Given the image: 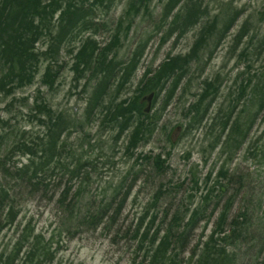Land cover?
Returning a JSON list of instances; mask_svg holds the SVG:
<instances>
[{
	"label": "rangeland",
	"instance_id": "374dc122",
	"mask_svg": "<svg viewBox=\"0 0 264 264\" xmlns=\"http://www.w3.org/2000/svg\"><path fill=\"white\" fill-rule=\"evenodd\" d=\"M172 1L149 0L150 10L152 11L150 20L139 18L135 28H132L126 37L127 40L125 42L120 40L119 45L114 50L116 63H125L129 60V56L131 58V44L148 39L144 56L135 71L136 82L140 79L146 65L152 63L154 67L169 50L178 54L188 52L194 41L199 40L201 37L204 39L200 41V44H204L203 46L208 45L207 47L213 51L212 57H214L208 63H204L202 66L198 65L199 62L189 64L187 77L177 86V92L173 94L171 102L169 101L170 104L168 103L169 105L161 112L159 126H165L166 132H170L171 142L164 141L165 136L161 134V129L156 143L150 142L149 145L139 150L141 151L139 153L145 156L150 155V158L162 153L161 158H166V162L163 164L162 170L156 168L154 164L149 165L147 162H145V165L139 163L138 166L134 167V173L136 174L128 176L126 189L124 190V192H128V200L118 221H116V218L112 221L109 216H106L97 229L95 227H91V229L80 228L79 232L76 230L75 224L69 226L66 223L60 224L59 230H64V232L59 233L57 229H54V225L56 223L55 219L61 215V208L57 207L56 204L60 194L68 188L66 195L74 196L75 194V199L82 195L80 192L85 191L86 197L84 200L99 201L101 198L107 200L109 196L107 200L109 201L114 196L113 190L109 188L110 184L122 179L125 176V171L129 170L134 159L138 157V155H133L130 158L128 155H123L127 151L125 148L127 143L125 140L126 130L121 133L122 138L114 142L115 138L118 137V129H115V131L109 130L112 129L110 125L105 122L101 124L100 121L96 120L99 119V116L104 115L103 110L93 113L91 117L92 129L87 130L89 133L87 137L100 138L101 136L105 140L104 146L97 144L96 147H81V142L76 141V133L69 130L71 133L65 134V136L67 137L66 141L69 139L72 148L68 149L69 146H65L63 152L60 151L62 153L58 152L62 157L59 159L63 162L62 165L70 166V163L74 165L75 161L80 159V162L87 166H84L82 172L80 170V173L71 178L64 175L66 172L63 169L48 170L45 174L46 181L43 183V187H38V189L24 188L22 197L25 198V201L20 200L24 206L22 214L19 216L20 219L21 216L31 217L38 230H43L44 237L52 239L53 243L50 250L55 255V259L53 262H46L45 264H145L144 258L150 246L147 240L144 242V246L137 250L141 232L137 238H134V231L139 222L138 220L144 217L141 226L144 229L147 222L155 217V224L150 231H153L157 225L162 223L166 210H168L166 202L160 200L156 206H150L149 202L157 189L163 191L171 189L174 192L173 194L179 200L183 199V201H187L185 197H193L198 188V192L204 189L202 183L204 175L210 171L216 172L221 159L223 160L226 156H219L220 146L212 150L211 148L215 138L220 135V132L223 133L220 128L221 121L230 113L232 107L231 121L240 116L244 122V127H246L245 121L250 122V133H248L246 142L236 153L233 152V163L231 166L229 165L230 172L234 168H239L240 171L243 170L254 175L264 173V163L260 162L259 157L246 163L242 161L250 143L264 130V109L253 114L255 108L247 103L249 93L256 91V85L259 88L264 87L262 82L257 83L254 79L257 72L259 73L264 67V50H260L262 53L259 56L258 48L264 34V0H202L204 7L197 8L196 11L203 14V17L195 24H192L187 14H185L188 9L183 6L187 0L174 1H181L180 5ZM120 9V6H116L107 12L105 17H108L107 20L110 23L116 25L115 21L121 15ZM177 13L179 18L173 24L172 21ZM212 17H215L220 25H224L230 18H234V27L228 33L227 31L222 33L216 29L209 30L206 28L210 24H207V20ZM160 21L164 25H161ZM156 25L164 26L165 29L172 27L171 33L174 37L165 43L162 42L160 40L162 35L155 31ZM104 38L105 36L101 37L102 41ZM174 38H177L176 41ZM247 43L251 46L250 55L242 51L247 47ZM71 44V47H73L78 46L79 43L76 41ZM97 44L99 48L104 47V44L102 45L99 42ZM206 53L202 56L205 57ZM74 54L63 51L57 56L55 55L60 68L61 63L69 61ZM200 67L204 68V73L198 80L194 73L197 72L198 68L200 70ZM86 77H89V74ZM203 78L216 81V85L222 83L223 88L220 89L218 96L210 105L206 106L208 100L202 103L201 108L196 113L197 116L201 115V118L194 123L192 120L194 113L189 114L187 111L190 105L196 102L198 93L200 94L203 86H205L202 81L200 83ZM233 78L236 79V87H232ZM92 82L93 85L97 83L96 81ZM40 84L41 79L37 75L31 86L17 93V97H33L34 90L41 87ZM84 84L86 85L85 82H81L79 87L74 90L70 89V75L67 71H64L62 78L57 81L56 90L49 93L50 101L48 102L56 111H60L64 106H67L66 109L73 113L72 119L86 121L89 117L85 115L82 101L88 99L90 94H86V96L81 94V91H83L82 85ZM240 88L244 89L241 91ZM125 89H127L126 93L129 90V96L133 95L134 86L131 88L130 84H127ZM237 89L239 90L237 100L232 102L236 98L235 92ZM166 91H162L160 99L155 105V110L160 107L166 96ZM9 101L10 99L0 97V117L9 119L11 117L12 120L10 121L13 125L14 122L25 124L24 120L29 117L28 110H23V114L11 112L9 114L5 112V106L8 105ZM31 101L32 99L30 103ZM202 110H204V113ZM31 132L38 135L40 131L35 126ZM14 140V143H17L21 139L15 136ZM26 145L31 147L32 150L34 149V155H38L36 157L43 155L39 152V150L43 151L42 146H35V141H28ZM259 145H261V142ZM68 151L72 154L67 153ZM98 154L101 155V158L96 160L97 163H92ZM9 156L10 165L20 166L26 163L25 157L27 156H23L20 152L9 151ZM78 156L79 158H74ZM6 168L14 170L9 166ZM85 173H89V179L87 180L84 179ZM196 178H199L197 186L193 182ZM181 184L184 186L179 187ZM174 186H177V188L174 189ZM117 198L119 199V196ZM105 202L100 201L96 205L100 204L99 206L102 207ZM116 205L117 202L113 204V207H116ZM168 212L166 217H170L173 210ZM13 232L14 228L10 230L7 227L0 234V264L6 263V258L12 259V264L21 262H13L12 255L14 256V254L10 253L14 244ZM151 234H148V237Z\"/></svg>",
	"mask_w": 264,
	"mask_h": 264
},
{
	"label": "bare ground",
	"instance_id": "6f19581e",
	"mask_svg": "<svg viewBox=\"0 0 264 264\" xmlns=\"http://www.w3.org/2000/svg\"><path fill=\"white\" fill-rule=\"evenodd\" d=\"M13 1L14 0H0V42H2L1 45H4V43L12 37L18 39L19 44H21V46L24 47L28 54L31 56L28 63H33L34 65V68L31 69V73H28L32 79L30 83L32 84L33 80L38 75V77L41 79V87H37L36 90H34V95L31 98L23 96L17 97V93L21 92L24 88L31 86V84L27 82H18L10 88H5V86L0 88V97H2L3 99H10L8 105L5 106V112L9 114L10 112L23 114V110H28L29 112V117L24 120L25 124L14 122L13 125L10 121L12 120L11 117L10 119L0 117V161L5 166V169L7 166L14 170L20 169L23 165L28 163L30 157L34 156H30L27 153V148L32 153L34 150L26 145L28 141H35V146L37 147H41L48 141H55L56 146L58 147V149H60L59 151H62L65 146H69L68 149H71L72 145L71 143H69V139H67L66 141L67 137L65 136V134H69L71 132L76 133V141L79 143L81 142V147H96L97 144H101L100 146H104L105 140L102 139L101 136L100 138L87 137L89 135L87 130L92 129L91 127L93 125L91 123V117L93 116V113L98 112V110H103V112H105L104 115L99 116V119L96 120L100 121L101 124L105 122L110 125V128L112 129L109 130L115 131V129H118V124H114L112 121H110L108 115L112 117L113 113H115L116 111L117 106H120V104H129L132 96L128 95L129 90L127 93L125 92L127 91L125 87L127 86V84H130L131 88L134 86V90L132 92L133 99L140 110L138 112L136 108L128 109L129 107L126 110V114L128 117L127 119L129 121L125 124V140L127 141L125 148L127 151H125L126 153H123V155H128L130 158L133 157V155H138V157L134 159L133 164L129 168V170L125 171V176L122 177V179L118 180L116 183L110 184L109 188L114 191V196L112 199L110 198L109 201H107L109 199V196L107 200L105 198H101L99 201H93L90 199L81 200L80 198L75 199V194L74 196L66 195V191L68 190L67 188L64 194H61L56 201L57 207L64 208H61L60 217H57L55 219L56 223L54 225V229H57L59 233H63L64 230H59V228L60 224L63 225L65 223L68 226L75 224V226L77 227L76 230L78 232L80 228L91 229V227H95V229H97L98 226L102 223L103 218L106 216L113 217V220L114 218H116V221H118L120 215L124 211V207L128 200V192H124V190L126 189L128 176H134L136 174L134 173V167L138 166L139 163L141 165H145V162H147L150 165L154 162L149 158L150 155L145 156L144 154L139 153L141 152L139 150L144 146L149 145L150 142H152L153 144L156 143L158 134L159 132H161V129V134L165 136L164 141H166L168 138L170 139V132H166V127L162 125L159 126V123L161 121V112H163V109H165L166 106L170 104L169 101L173 98V94L177 92V86L180 85L182 80L187 77L189 72V64L191 65L194 62H199L198 65L200 64V66H202L204 65V63H208L214 57H212L213 51L210 50L209 47H207L208 45L203 46L204 44H200V41L204 39L201 37L199 38V40L194 41L188 52L178 54L173 53L169 50L164 54L158 64H156L154 67L152 63H149L148 66L146 65L140 79L138 80V82H136L135 71L137 70L138 65H140L139 63L144 56L148 39L138 41L137 43L133 42L130 46L131 58L129 56L128 60L130 62L128 64V61L125 63H118L117 68H115V71L113 73L112 83H109L106 87H104L103 90H99L98 84L96 83L95 85H93L92 81L97 82V78H100L102 74H99V71L95 70L96 67H98V65L101 63L100 59L105 57L104 52H106V61L112 62V64L116 63V53H114V50L119 45V41L121 40L125 42L127 40L126 37L132 30V28H135L136 22H138L139 18H148V21L150 20L152 11L150 10L149 0H37L38 4H36L35 7L39 10V12H37V14H34L33 16H29L28 18L27 12L30 11V6L25 5V8H23L25 10L21 14L20 20L18 15H12V12L18 10L19 6L17 5V2ZM174 1L178 0H173L172 2ZM180 2L181 1L174 3L180 5ZM116 6L121 7V15L115 21V25L114 23H110V21L107 20L108 17L105 16L107 12H109ZM183 7L188 9H185V14H187V17L189 18V21L192 22V24L197 23L199 19L203 17V14L197 13L196 11L197 8L204 7V3L202 2V0H187L186 4ZM204 11L206 13V8L204 9ZM103 14L104 16H102ZM178 18L179 15L177 13L172 23L175 24ZM207 21V24L210 23L206 26V28H208L209 30L216 29L217 31H220L222 33H224V31H227L228 33V31H230L234 27L235 20L234 18H230L224 25H220V22H218L215 17H212ZM160 22L161 25H164L162 21ZM161 25H156L155 31L156 33L162 35L160 40L165 43L174 36L171 33L172 27H168L167 29H165L164 26ZM102 36H105L103 41L101 39ZM59 37H62V40L56 45L55 39ZM176 39L177 38H174L175 41ZM263 39L264 34L261 39L262 42L258 47L259 52L261 49L262 51L264 50ZM76 41H78L79 43L78 46L75 45L71 47V43ZM98 42L102 45L104 44V47L99 48L97 44ZM81 49H84L85 54L88 53L91 55V59L88 60L89 63L91 61V65L88 71L86 70L80 74L79 70L84 69L85 67L81 65V63L83 62L80 61L78 63L75 55ZM63 51L71 52V54H74L75 52V54L72 58H70L69 61L62 62L60 68V65H58L57 63L56 56ZM242 51L245 54L250 55V44L247 43V47H245V49H243ZM262 51L259 53V56ZM204 53L207 54L205 55V57L202 56V54ZM125 64L128 65L129 70L128 72H126L129 74L124 72V69L121 68V66H124ZM166 65H168V68L173 69L174 72H167L166 76L170 77L165 80V82H162L164 80V69L165 67H167ZM4 66L5 63H2V61H0V76H2L1 72H3ZM65 66L67 68H64ZM200 68V70L198 68L197 72L194 73V76L198 80L202 77V73H204V68ZM64 71H67L70 75V89L72 88L74 90L76 87H79V85H81V82L86 83V85H82L83 91H81V94L83 96H86V94H90V96H88V99H83L82 101V107L85 108V115L89 117L86 121L72 119L73 113L66 109L67 106H64L60 111H56L52 108L50 102H48L50 101L49 93H52L56 90L57 81L62 78ZM87 74H89V77H86ZM125 74L127 76L124 78ZM254 79L257 83L262 82L264 84V67L260 70L259 73L257 72ZM140 80L142 81L140 82ZM201 81L203 84H205V86H203L201 93H198V99H196V102L192 103L189 107V110L187 111L189 112V114L194 113L192 117L194 123L199 121V119L201 118V115L197 116L196 113L201 108L202 103L208 100L206 106L210 105L211 102L218 96V92L220 91V89L223 88L222 83L220 85H216V81L209 80V78L201 79L200 83ZM231 84L232 87H236L235 78H233ZM206 85L211 86L206 87ZM243 89L244 88H242L241 91ZM163 90H167L166 96L162 100V103L158 110H155V105L158 103ZM97 92L99 93L100 98H94V94H96ZM238 94L239 90L237 89L235 92L236 98L233 99L232 102L237 100ZM31 99L32 101L30 103ZM131 103L133 104V100L131 101ZM247 103H249V106L255 108L253 114H256L264 109V103L262 104L259 101L258 97H254L251 93H249V100H247ZM29 104L31 105V107ZM122 107L123 109H125L127 106ZM202 111L204 113V110ZM138 119L142 120L146 124H149L150 129L146 130L145 134L143 133L140 137L138 136L137 142L130 144V135H132V133L136 130L132 129V127L136 126L134 122H137ZM231 119L232 118L230 117L229 122L231 121ZM35 126L37 130L40 131L38 135H35L31 132L33 131ZM69 130L71 132H69ZM263 131L259 133L258 137L262 135ZM121 133L122 132L118 129V137L115 138L114 142L119 141L122 138L123 135L120 136ZM248 133H250V128ZM15 136L18 139H21L18 140L17 143H14ZM258 137H256L255 140ZM253 145H255V143H253ZM249 146L247 149L250 148ZM13 150L16 151V153L20 152L23 156H27L25 157V164H21L20 166H16V164L10 165L8 156L9 151ZM237 150H235L234 153H236ZM43 151L41 152L43 153ZM67 153L72 154L70 153V151H68ZM234 153L227 154L223 160L221 159L220 164L224 161L226 163V167H229V165L231 166V164L233 163ZM257 154L258 151H256L255 149L250 150V152L246 150L242 161L246 163L247 161L252 159L256 160L258 157ZM54 155L55 158L52 159L53 163L62 165L63 162H61V159H59L62 158L60 157V154L55 153ZM160 155L162 157L163 154L161 153ZM34 158H37L36 155L34 156ZM74 158L77 159L79 158V156ZM100 158L101 155L98 154L95 159H93L92 163H97L96 160ZM225 159H228V161ZM163 161L166 162V158H163ZM84 166L87 165H84L80 162V159H78L75 161L74 165L70 163L69 167L70 170L76 169L78 171L81 170L82 172ZM232 170H237L236 172L245 175L246 178L244 180V185L253 188L255 191L250 195V197L244 196L242 202L241 199L234 201L233 205L235 208L239 207L241 203L242 205H244L250 202H256L261 197H264L263 176L256 178L252 176L250 172H244L243 170L240 171L239 168H234ZM215 173L216 172L212 173V178L214 177ZM206 174L204 175V177L206 176ZM67 175L70 176V174ZM84 177L89 179V173H85ZM13 179L15 178L13 177ZM171 185L173 188L172 183ZM211 185L212 184L210 182H206L207 189L211 187ZM0 186H2V189L6 191V193L10 194L11 198H13L14 200L13 203H17V205L13 204V206L11 207L7 206L5 210H2L0 212V234L7 227L10 230L14 228V243L20 241L24 242L22 255L18 257H13L12 255L13 262L22 261L24 251H30L32 247L35 248L43 247L45 245H52V239L44 237L43 230H38V228L36 227V223L32 221L31 217L21 216V219L19 217L22 214V209L24 208L23 204L19 202V200L25 201V198L22 197L24 188L21 187L19 178L18 182H0ZM182 186L184 185H179V187ZM174 187V189L177 188V186ZM198 191L199 188L197 189V193L193 195L194 199L192 201L191 198H187V201L184 202L181 199L179 200L173 194L174 192L171 189L164 191L162 189H157L156 193L153 195V197H151V200L149 201L151 204L150 206H156L157 202H159L160 200H164L166 202V207L168 208V210L166 211H181L186 209L188 210V214L190 215L192 206L195 205L197 196L200 195V192ZM116 195L119 196V199ZM100 201H106L102 204V207L99 206L100 204L96 205V203ZM229 201L230 199L225 195H215L210 207H212L215 203L224 206L225 204H228ZM116 202V207H113V204ZM64 204L65 206H63ZM69 204L72 205V208L67 207V205ZM260 207L264 209L263 205ZM141 218L143 224L144 217ZM138 226L139 222L135 226V230ZM140 229H142V227H140ZM49 252L50 253H48L46 258L49 261L53 262L55 259V255L51 250H49ZM32 255L33 254L29 256V259L31 260L33 259ZM29 259L26 260V264H30ZM11 262L12 260L8 259L5 264H11Z\"/></svg>",
	"mask_w": 264,
	"mask_h": 264
},
{
	"label": "trees",
	"instance_id": "16d2710c",
	"mask_svg": "<svg viewBox=\"0 0 264 264\" xmlns=\"http://www.w3.org/2000/svg\"><path fill=\"white\" fill-rule=\"evenodd\" d=\"M13 2H17L19 6L18 10L12 12V15H18L19 20L21 14L25 10L23 9L25 5L30 6V11L27 12L28 18L39 12L35 7L36 4H38L37 0H14ZM61 40L62 37L56 38L55 44L57 45ZM1 43L2 42H0V45ZM0 50H2L0 51V61L5 63L3 72H1L2 76H0V88L4 86L5 88H10L18 82L30 83L32 79L28 73H31V69L34 68V65L33 63H28L31 56L25 48L19 44L18 39L14 37L8 39L4 45H1ZM104 56L106 57V52H104ZM105 57L100 59L101 63L95 69L99 71V74L102 73L100 78H97L99 90H103L109 83H112L113 73L118 65V63L112 64V62H107ZM75 58L78 60V63L80 61L83 62L81 65L85 67L79 70L80 74L90 69L91 61L89 63L88 60L91 59V55L88 53L85 54L84 49L79 50ZM129 62L130 61H128L127 64ZM127 64L121 66L124 72H128L129 70ZM166 66L167 67L164 69V80L162 82H165V80L170 77L166 76L167 72H174L173 69L168 68V65ZM126 76L125 74L124 78ZM141 81L142 80H140V82ZM208 86L211 85H206V87ZM255 90L256 91L251 94L254 97L257 96L259 101L263 104L264 87L259 88L258 85H256ZM94 95V98L100 96L98 92ZM132 100L133 104L131 103ZM122 106L127 107L123 109ZM127 108H136L138 112L140 110L133 99V95L129 104H120V106H117L112 117L108 115L110 121L114 124H118V129L121 132L125 130V124L129 121L126 114ZM232 111L233 107L230 113L221 121L220 128L221 131L223 130V133L220 132V135H218L212 143L213 147L211 150L220 146V157L232 154L235 150L240 148L248 138L250 122L245 121L246 127H244V122L241 120L240 116L235 117L234 120L229 122ZM134 123L136 126L132 127V129L136 130L130 135V144L137 142L138 136L140 137L143 133L145 134L146 130L150 129L149 124L144 123L142 120L138 119L137 122L135 121ZM224 133L225 135L223 136ZM167 141L171 142L169 138ZM260 142L261 145H259ZM253 143H255V145H253ZM249 147L247 151L250 152L252 149L258 151L257 156L260 162L264 163V131L260 137L250 143ZM42 148L44 149L43 153L39 150V152L43 154L42 157H30L28 163L23 165L20 169L13 170V172L7 168L5 169V166L0 161V182H18L19 178L21 187L38 189V187H43V183L46 181L45 174L48 170H54V168L63 169L64 172H66L64 175L70 174V178L78 174V170L72 169L74 170L72 171L67 165H57L53 163L52 159L55 158L54 154L60 153V149L56 146L55 141L44 143ZM26 150L30 156L34 155L28 148ZM150 159L154 161L153 164L156 168L162 170L165 161H163L160 154ZM225 160L228 161V159ZM236 171L237 170H232V172H230L229 167H226V163L223 161L217 167V171L213 178V171L207 173L202 179L204 189L200 191L195 205L192 206L190 215L188 214V210L184 209L181 211H173L170 217H166V214L168 215L169 213L166 211L162 223L157 225L153 231L150 230L155 224V217L147 222L144 229H140L142 226V218L140 219L139 226L134 231V238H137L141 232L137 250L144 246L145 241H149L150 248L144 258L145 264H264V209L260 207L262 205L264 207V197H261L256 202H250L244 205L241 203L239 207L235 208L233 205L234 201L241 199L242 202L244 196L250 197V195L255 192L253 188L244 185L246 176ZM252 176L256 178L264 177V173L258 175L252 174ZM13 177L16 180L13 179ZM84 179L87 180L88 178L85 177ZM193 182L197 186L199 178L194 179ZM206 182L212 184L208 189L206 188ZM80 194L82 195H79L78 198L84 200L86 197L85 191L80 192ZM215 195H225L230 201L224 206L215 203L210 207ZM187 198L188 197H185V200H187ZM189 198L192 200L194 199L193 197ZM13 201L10 194L6 193V191L2 189V186H0V212L5 210L7 206L11 207L13 204L17 205V203H13ZM19 202L21 201L19 200ZM63 206H65V204ZM67 207L72 208V205L69 204ZM110 218L113 221V217ZM148 234H151L150 237H148ZM23 243V241L14 243L11 254H14L15 257L22 255ZM50 248L51 245L32 247L30 251H24L22 261L17 264H26V260L29 259L31 254H33V259H29L30 264L51 263L52 261L46 258L48 253H50ZM5 261L7 262L8 259H5ZM3 264H5V262H3Z\"/></svg>",
	"mask_w": 264,
	"mask_h": 264
}]
</instances>
